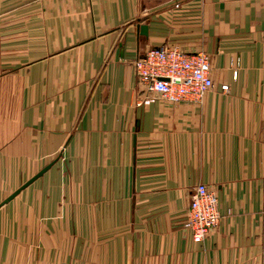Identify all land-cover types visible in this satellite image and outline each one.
Here are the masks:
<instances>
[{
    "label": "crops",
    "instance_id": "crops-1",
    "mask_svg": "<svg viewBox=\"0 0 264 264\" xmlns=\"http://www.w3.org/2000/svg\"><path fill=\"white\" fill-rule=\"evenodd\" d=\"M157 46L205 52L213 88L136 106L132 60ZM51 161L20 192L29 210L0 206V264L83 249L90 264H264V0H0V187ZM198 183L219 222L196 243L181 223ZM64 229L90 245L59 243Z\"/></svg>",
    "mask_w": 264,
    "mask_h": 264
},
{
    "label": "built area",
    "instance_id": "built-area-1",
    "mask_svg": "<svg viewBox=\"0 0 264 264\" xmlns=\"http://www.w3.org/2000/svg\"><path fill=\"white\" fill-rule=\"evenodd\" d=\"M132 65L145 95L135 102L136 106L149 104L156 97L170 103L186 100L199 102L213 88L210 58L202 51L185 52L177 46L149 47L143 55L132 60ZM236 75L234 70L232 78L236 79ZM220 89L227 93L229 86L224 83ZM218 222L216 194L204 183L196 184L190 194L182 227L189 232L192 241L198 243Z\"/></svg>",
    "mask_w": 264,
    "mask_h": 264
},
{
    "label": "rangeland",
    "instance_id": "rangeland-1",
    "mask_svg": "<svg viewBox=\"0 0 264 264\" xmlns=\"http://www.w3.org/2000/svg\"><path fill=\"white\" fill-rule=\"evenodd\" d=\"M17 187H0V199L5 197L7 194L9 195L11 192H13ZM7 195V196H8ZM68 208H72L74 207V203H72V205L69 203L62 202L60 204V206H67ZM72 206V207H70ZM7 210H10V212H22V211H27L29 210L27 205H24L23 203V197H22V193L18 194L17 197H15L13 199V201L11 202V204L9 205V207H6ZM13 221V220H12ZM14 222L17 223L18 218L14 219ZM75 230H67L64 229L61 233L58 232V242L59 243H64V244H68V243H73L77 242V244H79L80 247L86 248L87 245H90V235H86V234H78V232L74 233ZM54 232L52 230H47L46 234H44L45 237V241L46 242H54V240H52V237L54 238ZM14 241L15 243L17 242H22V229L17 228V226L15 227V237H14ZM32 243H39L41 242L39 240V235L38 233H36V235L32 236ZM82 245V246H81ZM58 253V252H57ZM62 254V264H90V250L87 249H83V250H79V251H62L60 252ZM72 254V256H71ZM75 255V256H74Z\"/></svg>",
    "mask_w": 264,
    "mask_h": 264
},
{
    "label": "water",
    "instance_id": "water-1",
    "mask_svg": "<svg viewBox=\"0 0 264 264\" xmlns=\"http://www.w3.org/2000/svg\"><path fill=\"white\" fill-rule=\"evenodd\" d=\"M139 28L143 34H146V30H147L146 25H140ZM53 163H54V161L49 162L47 165H45L43 168H41L38 172H36L33 176H31L28 180H26L22 185H20L18 188H16L12 193H10L8 196H6L0 202V206L4 205L5 203H8L15 196H17L21 192V190H23L29 184H31L33 181H35L37 178L42 176L52 166Z\"/></svg>",
    "mask_w": 264,
    "mask_h": 264
}]
</instances>
